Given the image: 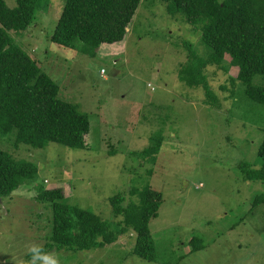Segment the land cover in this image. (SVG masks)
Here are the masks:
<instances>
[{
  "label": "rangeland",
  "instance_id": "374dc122",
  "mask_svg": "<svg viewBox=\"0 0 264 264\" xmlns=\"http://www.w3.org/2000/svg\"><path fill=\"white\" fill-rule=\"evenodd\" d=\"M63 1L49 0L37 21L20 34L10 33L58 83V97L88 113L91 130L85 139L91 149L54 142L16 149L12 136L0 137L2 149L36 166L28 185L0 199V264H27L29 248L48 233L49 211L34 199L39 185L60 187L71 204L104 220L112 218L114 194L136 200L129 191L146 185L160 194L158 214L149 221L155 260L131 253L130 229L102 248L49 252L59 264H264V202L252 208L264 183L243 180L237 169L240 161L259 164L264 106L252 103L250 110L239 82L235 94L230 92L228 77L236 76L238 66L230 64L227 73L205 67L218 101L213 106L201 86L190 87L178 77V65L187 60L181 41L201 48L199 31L167 14L164 0H142L124 39L104 44L94 58L50 40ZM253 83L264 86V79L255 76ZM159 131L153 164L129 153L148 146ZM194 236L203 242L197 250L189 244Z\"/></svg>",
  "mask_w": 264,
  "mask_h": 264
},
{
  "label": "trees",
  "instance_id": "16d2710c",
  "mask_svg": "<svg viewBox=\"0 0 264 264\" xmlns=\"http://www.w3.org/2000/svg\"><path fill=\"white\" fill-rule=\"evenodd\" d=\"M142 0H64L50 40L63 47L94 58L104 44L122 41ZM165 10L172 17L199 31V45L193 47L183 39L187 60L178 65V77L190 87L201 86L208 101L218 105L217 98L206 81L205 67L214 65L227 73L230 64L238 66L235 77L229 76L230 92L234 84L243 86L242 94L252 103L264 106V86L253 83L255 76L264 79V0H164ZM49 0H15L10 7L0 0V137L12 136L17 149L44 148L48 143L62 144L72 149H91L85 136L90 134L88 113L58 97L59 85L31 57L17 35L40 18ZM175 42V46H178ZM226 58L228 61H226ZM225 88V87H222ZM151 143L130 154L155 162L162 140L161 131L151 136ZM113 153V146L107 151ZM258 166L240 161L237 169L243 180L264 183V136L257 149ZM35 164L15 158L0 147V199L10 197L18 188L28 185ZM152 173L153 168H148ZM28 182V183H27ZM125 197L120 192L109 197L111 217L102 219L91 209L71 204L60 187H37L34 199L48 210L49 230L39 245L43 251H88L115 242L124 234H135L131 253L153 261L155 244L149 221L157 216L160 194L132 188ZM156 197V198H153ZM2 202V201H1ZM264 202V192L252 200V208ZM42 217L41 213L36 214ZM112 219V220H111ZM47 223V224H48ZM199 237H191V250L201 248ZM31 258V253L25 255Z\"/></svg>",
  "mask_w": 264,
  "mask_h": 264
},
{
  "label": "clouds",
  "instance_id": "9594fccd",
  "mask_svg": "<svg viewBox=\"0 0 264 264\" xmlns=\"http://www.w3.org/2000/svg\"><path fill=\"white\" fill-rule=\"evenodd\" d=\"M100 73L103 74L101 69ZM29 252L31 253V260L27 262V264H59V261L55 258L54 254L44 252L40 245L33 244L29 248Z\"/></svg>",
  "mask_w": 264,
  "mask_h": 264
},
{
  "label": "built area",
  "instance_id": "2783aa9c",
  "mask_svg": "<svg viewBox=\"0 0 264 264\" xmlns=\"http://www.w3.org/2000/svg\"><path fill=\"white\" fill-rule=\"evenodd\" d=\"M101 72L103 73L104 72V69H101Z\"/></svg>",
  "mask_w": 264,
  "mask_h": 264
}]
</instances>
